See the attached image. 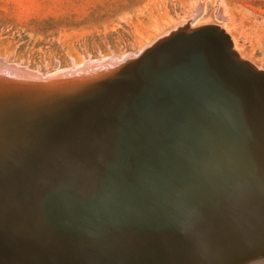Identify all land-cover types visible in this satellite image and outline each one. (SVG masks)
Instances as JSON below:
<instances>
[{"label":"bare ground","instance_id":"obj_1","mask_svg":"<svg viewBox=\"0 0 264 264\" xmlns=\"http://www.w3.org/2000/svg\"><path fill=\"white\" fill-rule=\"evenodd\" d=\"M200 29L184 25L121 69L120 60H88L46 75L0 57V79L50 80L48 96L75 98L26 109L45 117L38 130L19 124L0 131V251L110 261L203 226H212L209 234L238 224L220 239L249 234L240 245L260 250L264 213L222 219L264 211V73L229 64L242 57L219 26L208 30L214 52L205 49L218 63L188 43L161 53L173 38L187 40ZM115 99L120 107L108 113Z\"/></svg>","mask_w":264,"mask_h":264},{"label":"rangeland","instance_id":"obj_2","mask_svg":"<svg viewBox=\"0 0 264 264\" xmlns=\"http://www.w3.org/2000/svg\"><path fill=\"white\" fill-rule=\"evenodd\" d=\"M211 24L242 60L264 70V0H0V57L51 75L137 54L184 25ZM121 59H112L120 69Z\"/></svg>","mask_w":264,"mask_h":264},{"label":"water","instance_id":"obj_3","mask_svg":"<svg viewBox=\"0 0 264 264\" xmlns=\"http://www.w3.org/2000/svg\"><path fill=\"white\" fill-rule=\"evenodd\" d=\"M208 30L216 31V27L206 26L203 29L201 28L199 31L197 30L195 33L191 34L187 40L173 38L170 41V43L165 45V47L161 50L162 51L161 53L163 54L164 52L169 51L175 46L182 45V44L186 45L188 43L189 46L196 45L197 48H200V50H202V52L209 58L211 56L208 55L209 53H207V51L212 52L213 47L208 43ZM134 53L136 52H133V51L127 52L126 54H124L127 56L123 58V60L127 58L130 59L131 57L134 56L133 55ZM124 55H121L119 57L112 55L108 57V60L115 59L116 61L119 58H122ZM88 60H86L83 63H87ZM98 60L99 59H94V61H98ZM153 60L149 62L143 68V70L141 71L137 79H135V81L126 88V90L122 94L123 96L127 97L129 95L131 89L138 83L143 73L149 67H151V65L154 62L157 61L155 60L153 62ZM229 64L231 66L232 64L235 66L237 65L236 67L238 69H240L239 67L241 66H248V67H251V69L255 73H258V74L264 73V70L262 69L260 70L256 66L246 63L245 60H242L236 57L232 59ZM227 68L232 73V75H234V77L238 78V75H237L238 72L236 70H234L232 67H228V65H227ZM24 70L26 69L24 68ZM2 81L4 80L0 79V131L11 129L13 128V126L19 125V124L31 125L33 127H36L38 130L40 126H37V125H39L42 122V120L45 119V117L39 118V115H37L38 113L32 114L31 112H26V109L38 103L44 104V103H52V102H59V101L63 103L64 102L69 103V102L75 101V98L61 99L57 97L48 96L50 93H52V91H54L49 86H47L48 84L51 83L50 80L42 81L43 84L20 82L17 80H8V81L6 80L4 82ZM227 84L229 83L227 82ZM243 84L245 85L244 82L243 83L241 82V85ZM228 86H231V85H228ZM119 107L120 106H118V100L115 99L114 104L111 105V108L109 109L110 111L108 113H113L117 111ZM108 113L106 114L104 113L102 117H100L97 120H94V122L88 125L86 128L83 127L84 128L83 131L88 129L89 126L91 127L92 125L97 124L98 121H103L101 119H105ZM1 114H4V115H1ZM109 115H112V114H109ZM72 119H73V116L70 115V116L64 117L62 120H65V123H66L67 121L70 122ZM254 192L259 194L258 191H254ZM59 198H60V201L65 204L64 206L67 207L66 217L71 216V213L69 211L70 207L67 201L64 200L61 193L59 194ZM32 201L33 200H31V202ZM28 203L29 202L27 201V204ZM255 213H264V211L251 212L248 214H244L240 216L238 215L235 217L231 216V217L222 219V221L235 220L239 217H248V216L254 215ZM67 221L72 222V220L70 219H68ZM71 225L73 226V224ZM240 226H242V224L230 225V226L218 229L217 231H210L209 234L205 233V231H207V229L212 226L211 225L203 226L198 231L194 232L193 236L190 235L187 237H180L177 240L172 241V242H165V243H161L160 245H153L151 247L145 248L147 249L146 252H139L141 251L140 249V250H136V252H133L131 254L125 253L122 259H117V260L113 259L110 261L109 260L108 261H101V260H73V261L70 260L69 261V260H56V259H53V256L48 258V257H42L40 255H35L39 257H27L26 258V257H21L19 255H16L15 253L13 254V252L8 250V251H0V264H19L20 262L24 263V261H29L28 264H252V260L254 258L263 259L264 258V247H263L264 245H262V247L260 246L259 251H255L253 253H249L248 251H246L247 249L245 248L246 245L245 246H242V244L240 245L239 242L241 243L245 242L243 240L248 239L249 234L245 235V237H242L238 240H236L237 236L233 234L227 237L226 239H220L221 236L225 235L227 232H229V230L233 232L236 228ZM262 230L264 231V229ZM73 231L74 230H72V232ZM235 232L236 231H234L233 233ZM207 238H209L210 241L204 242L205 239ZM78 256H82L84 258L99 257L98 255H89V254H84V255L82 254Z\"/></svg>","mask_w":264,"mask_h":264}]
</instances>
